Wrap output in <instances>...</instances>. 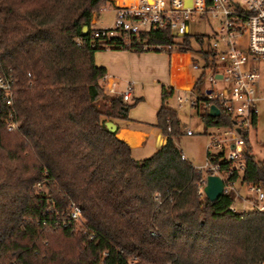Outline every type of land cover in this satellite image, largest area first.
I'll return each mask as SVG.
<instances>
[{"label":"trees","instance_id":"16d2710c","mask_svg":"<svg viewBox=\"0 0 264 264\" xmlns=\"http://www.w3.org/2000/svg\"><path fill=\"white\" fill-rule=\"evenodd\" d=\"M105 5L0 0V66L13 77L17 122L7 132L0 113V264H262L264 212L230 211L231 193L215 200L196 193L201 172L176 144L172 89L161 88L155 125L165 140L150 156L132 158L105 127L130 108L105 92V69L93 61L103 48L90 45V19ZM207 41L186 32L181 42L201 64L192 87L204 128L230 123L203 98L205 71L215 68ZM172 43L162 28L110 49ZM210 104L218 116L208 115ZM244 144L241 181L264 190V164ZM69 202L78 222L66 218Z\"/></svg>","mask_w":264,"mask_h":264},{"label":"built area","instance_id":"2783aa9c","mask_svg":"<svg viewBox=\"0 0 264 264\" xmlns=\"http://www.w3.org/2000/svg\"><path fill=\"white\" fill-rule=\"evenodd\" d=\"M185 1L106 0L105 7L113 8L112 24L101 28L90 26V45L103 49H110L114 43L130 45V41L140 33L167 28L173 39H176V48L187 51L181 42L183 34L187 32L188 20H216L215 29L206 34L207 47L212 52L215 68L204 75L203 98L217 102L230 123L207 127L210 131L205 145L204 163L201 166L192 165L201 172L196 182V193L204 196L206 176H217L222 181V194H232V202L228 207L230 211L239 214L250 210L264 212L263 188L241 181L246 131L255 122V102L264 100L259 74V65L264 70V0H189L188 5ZM144 48L163 50L159 45ZM170 50L171 44L165 48V51ZM253 62L256 64L252 66ZM198 64L200 61L195 58L192 64L194 70L201 69V64ZM215 74L220 77H215ZM104 80L103 76L100 79L102 86ZM218 80L224 86L220 91H215L213 86ZM13 83L10 70L0 66V113L7 132L17 127L12 100ZM206 90L209 92L206 93ZM129 95L130 87L127 86L118 96L122 102H126ZM174 99L177 106L185 103L194 108L197 94L193 87L176 90ZM166 130L169 131V127ZM184 134L190 136L194 132L185 128ZM181 158L185 159L182 155ZM35 186L39 187V183ZM241 186L250 196L249 199L240 198L238 187ZM234 201H240L242 207L236 209ZM243 203H248L250 208L245 209ZM47 211L50 212L51 208ZM66 218L74 222L80 220V210L73 202L68 204ZM61 224L64 225L63 222Z\"/></svg>","mask_w":264,"mask_h":264},{"label":"crops","instance_id":"0c3cea01","mask_svg":"<svg viewBox=\"0 0 264 264\" xmlns=\"http://www.w3.org/2000/svg\"><path fill=\"white\" fill-rule=\"evenodd\" d=\"M106 9L111 11L112 20L113 8ZM90 26L105 27L98 14L92 15ZM166 52L103 49L93 54L94 64L105 69L103 88L108 95H119L125 87H130V95L125 102L130 105L127 119L108 121L115 125V137L128 145L134 159L150 156L165 140L155 125L161 88L172 89L173 96L176 90L190 89L197 74L192 65L195 57L176 48V39H173L171 50ZM238 190L245 193L242 186ZM236 202L242 207L240 201ZM246 204L243 203L244 208Z\"/></svg>","mask_w":264,"mask_h":264},{"label":"rangeland","instance_id":"374dc122","mask_svg":"<svg viewBox=\"0 0 264 264\" xmlns=\"http://www.w3.org/2000/svg\"><path fill=\"white\" fill-rule=\"evenodd\" d=\"M107 7H100L98 14L100 22L104 26H110L112 24L111 20V11L106 9ZM107 10V11H106ZM217 24L216 20L211 19H197L188 20L187 22V33L192 34H207L211 30L215 29ZM244 39V38H243ZM195 46V45H194ZM155 52H164L165 50L155 51ZM252 66L256 62L251 63ZM200 64H198L199 66ZM199 68L195 69L194 73L196 74ZM207 73V71H205ZM259 74H260V87L264 89V70L263 66L259 65ZM204 86V83H203ZM221 81H216V84L213 86V90L220 91L223 87ZM167 105L175 110L176 115L179 119L181 125V133L175 138L176 144L180 151L186 155L188 161L194 166H201L204 163L205 156V145L208 142V135L210 129L204 128L203 123L200 120V117L196 114V111L193 107L188 106L187 104H181L180 106L176 105L174 95L170 96L167 99ZM256 115L255 123L252 127L248 128L246 133V139L251 148V153L254 155L255 159L264 164V100H258L255 102ZM189 128L193 130L194 134L188 136L184 134V129ZM44 190V188H41ZM245 191V190H244ZM240 198L249 199L250 196L245 193H240ZM245 194V195H244ZM233 205L236 209H240V206L236 201L233 202ZM250 206L246 204L245 209H249Z\"/></svg>","mask_w":264,"mask_h":264},{"label":"water","instance_id":"95a60500","mask_svg":"<svg viewBox=\"0 0 264 264\" xmlns=\"http://www.w3.org/2000/svg\"><path fill=\"white\" fill-rule=\"evenodd\" d=\"M185 4H189V0L185 1ZM86 30V26H83L82 31ZM215 77L219 78V74H215ZM209 90H206V93H208ZM219 114L218 108L210 104L208 106V115L211 117H216ZM105 127L110 131H115V125L111 121H105L104 123ZM203 194L208 200H215L222 194V181L217 177L213 175L206 176L205 185L203 187Z\"/></svg>","mask_w":264,"mask_h":264}]
</instances>
